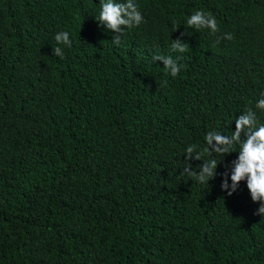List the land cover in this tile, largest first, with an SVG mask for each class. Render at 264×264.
I'll return each mask as SVG.
<instances>
[{
  "label": "trees",
  "instance_id": "obj_1",
  "mask_svg": "<svg viewBox=\"0 0 264 264\" xmlns=\"http://www.w3.org/2000/svg\"><path fill=\"white\" fill-rule=\"evenodd\" d=\"M102 2L0 0V264H264L259 202L220 187L239 144L208 184L184 173L208 131L230 137L248 109L264 124V0H134L121 34ZM197 10L217 33L186 24Z\"/></svg>",
  "mask_w": 264,
  "mask_h": 264
},
{
  "label": "clouds",
  "instance_id": "obj_2",
  "mask_svg": "<svg viewBox=\"0 0 264 264\" xmlns=\"http://www.w3.org/2000/svg\"><path fill=\"white\" fill-rule=\"evenodd\" d=\"M94 19L100 25H103L104 28L121 34L124 27L131 28L139 25L143 20V16L134 0H123V2L103 0L100 12ZM186 24L196 30L208 29L212 34L219 31L216 18L211 14L199 10L195 11L187 19ZM54 38L57 44H64L68 47L72 46L69 33L66 31L57 33ZM224 38L231 39V34L226 33ZM113 43H120V35L114 36ZM171 47L173 51L183 53L187 50L188 45L177 39L173 40ZM53 53L61 59L64 56L60 47L54 48ZM152 59L153 61H163L166 72L170 73L173 77L180 71V66L177 63L179 57L173 59L170 55H154ZM255 107L264 110V98L259 99ZM242 132L245 135V139L243 140L240 138ZM204 139L207 145L205 151L208 152L210 158L205 160L202 165H199L198 172L193 171L189 161L201 160V155L196 151V145H189L185 150L184 173L190 177H194L201 184H208L209 179L217 175L214 170L219 163L216 159L212 158V154L227 155L233 152V145L239 144V151H236L239 155L232 161L231 184L225 178L220 187L222 190H226L227 195L231 196L237 190L238 183L245 180L252 201L259 202V208L254 214L264 215V124L258 123L256 113L248 109L243 114H240L235 119V130L230 137L220 135L217 131L211 130L207 132ZM213 141H215V144H213ZM223 175L227 177V173Z\"/></svg>",
  "mask_w": 264,
  "mask_h": 264
}]
</instances>
